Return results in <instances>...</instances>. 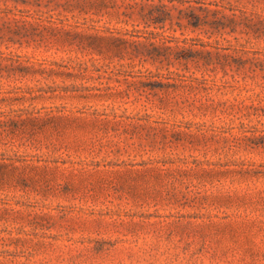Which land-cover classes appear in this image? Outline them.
Masks as SVG:
<instances>
[{"label":"rangeland","instance_id":"rangeland-1","mask_svg":"<svg viewBox=\"0 0 264 264\" xmlns=\"http://www.w3.org/2000/svg\"><path fill=\"white\" fill-rule=\"evenodd\" d=\"M0 264H264V0H0Z\"/></svg>","mask_w":264,"mask_h":264}]
</instances>
